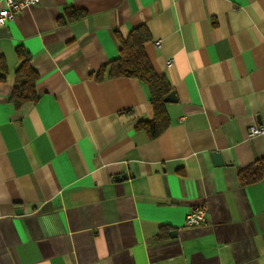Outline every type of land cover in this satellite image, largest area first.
Masks as SVG:
<instances>
[{"label": "crops", "instance_id": "1", "mask_svg": "<svg viewBox=\"0 0 264 264\" xmlns=\"http://www.w3.org/2000/svg\"><path fill=\"white\" fill-rule=\"evenodd\" d=\"M141 25L176 96L156 138L135 128L142 81L95 79ZM16 46L38 74L17 108ZM0 57V264H264V0H38L0 25Z\"/></svg>", "mask_w": 264, "mask_h": 264}, {"label": "trees", "instance_id": "2", "mask_svg": "<svg viewBox=\"0 0 264 264\" xmlns=\"http://www.w3.org/2000/svg\"><path fill=\"white\" fill-rule=\"evenodd\" d=\"M82 11L68 12V18H78ZM150 40V34L144 25L133 28L125 38L118 37L119 50L117 58L104 63L95 73V79L102 81L116 77L135 78L142 81L148 88L149 105L152 111L151 120H140L136 123L137 130L146 132L149 138L158 137L169 125V117L165 108L164 97L173 91L168 79L157 75L152 68L144 51V43ZM15 54L19 61L14 71L13 89L9 101L14 107L37 99L36 83L37 72L30 65V55L21 46L15 47ZM6 63L0 57V81L5 80ZM263 175V160H259L237 172L241 184H250L259 181Z\"/></svg>", "mask_w": 264, "mask_h": 264}, {"label": "built area", "instance_id": "3", "mask_svg": "<svg viewBox=\"0 0 264 264\" xmlns=\"http://www.w3.org/2000/svg\"><path fill=\"white\" fill-rule=\"evenodd\" d=\"M6 7L0 11V25L6 21L14 19L22 9L30 4L38 2V0H4ZM156 44H158L156 42ZM169 63V61H168ZM250 136L264 135V121L259 124L251 125L248 128ZM207 208L205 205H199L186 213L184 217V226L193 227L204 223L206 218Z\"/></svg>", "mask_w": 264, "mask_h": 264}, {"label": "water", "instance_id": "4", "mask_svg": "<svg viewBox=\"0 0 264 264\" xmlns=\"http://www.w3.org/2000/svg\"><path fill=\"white\" fill-rule=\"evenodd\" d=\"M164 101L165 102H175L176 101V96L174 94V91L169 92L165 97H164ZM212 158L214 159V162L216 164H221L222 163V159L220 157V155L216 152L211 154ZM126 177V175H120V176H116L115 179L119 180L120 178H124ZM171 235H174V232L171 231L170 233Z\"/></svg>", "mask_w": 264, "mask_h": 264}]
</instances>
